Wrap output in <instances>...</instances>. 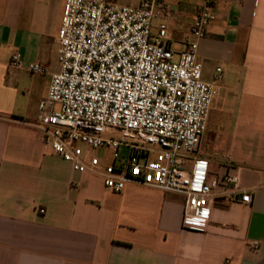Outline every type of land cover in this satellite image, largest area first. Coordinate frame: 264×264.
<instances>
[{
	"label": "crops",
	"instance_id": "obj_1",
	"mask_svg": "<svg viewBox=\"0 0 264 264\" xmlns=\"http://www.w3.org/2000/svg\"><path fill=\"white\" fill-rule=\"evenodd\" d=\"M64 1L0 0V264H264V0H211L215 17L198 41L202 79L218 92L197 158L211 175L238 169L252 200L219 199L195 231L182 227V196L136 184L113 193L42 143L38 106L59 69ZM198 5L167 2L175 53L186 47ZM160 23L153 20L154 35ZM14 54L21 68L10 65ZM30 64L43 72H29Z\"/></svg>",
	"mask_w": 264,
	"mask_h": 264
},
{
	"label": "built area",
	"instance_id": "obj_2",
	"mask_svg": "<svg viewBox=\"0 0 264 264\" xmlns=\"http://www.w3.org/2000/svg\"><path fill=\"white\" fill-rule=\"evenodd\" d=\"M168 1L65 0L59 69L38 106L36 128L55 156L76 173L98 176L113 193L136 184L182 196V227L195 231L208 224L219 199L250 204L252 197L238 169L211 175L197 158L218 92L202 79L197 57L198 41L215 17L212 1L199 0L180 53L166 42ZM155 19L161 23L154 35ZM10 65L23 66L17 54ZM28 71L43 72L36 64ZM105 158L109 163L102 165ZM247 246L254 252L259 243Z\"/></svg>",
	"mask_w": 264,
	"mask_h": 264
},
{
	"label": "rangeland",
	"instance_id": "obj_3",
	"mask_svg": "<svg viewBox=\"0 0 264 264\" xmlns=\"http://www.w3.org/2000/svg\"><path fill=\"white\" fill-rule=\"evenodd\" d=\"M54 109H55L56 111H58V110H59V106L56 104V105L54 106ZM84 150H86V149H84Z\"/></svg>",
	"mask_w": 264,
	"mask_h": 264
}]
</instances>
